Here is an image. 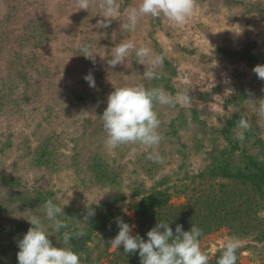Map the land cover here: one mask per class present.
Returning a JSON list of instances; mask_svg holds the SVG:
<instances>
[{"label":"rangeland","instance_id":"obj_1","mask_svg":"<svg viewBox=\"0 0 264 264\" xmlns=\"http://www.w3.org/2000/svg\"><path fill=\"white\" fill-rule=\"evenodd\" d=\"M124 3L117 0V17L108 28H99L100 9L78 10L74 0H0V91L10 99L6 106L0 105V208L5 209L0 216L4 225L0 245L23 239L32 227L27 218L37 215L51 234L52 245L64 247L63 232L86 228L81 222L89 208L95 214L88 222L113 211L116 224L118 218L132 222L134 236V207L145 198L163 192L172 197L174 206H181L194 191L221 189L224 180L212 179L208 172L228 147L221 129L232 113L229 85L241 75L253 80L255 73L253 67L222 58L215 50L255 43L256 54L264 55V22L238 7L229 9L223 0H207L197 1L193 17L182 28L148 16L129 33L121 31V23L126 22V10L140 0L125 8ZM15 5L21 6L15 10ZM45 29L50 34L44 35ZM129 39L137 47L164 54L175 65L172 73L164 59L157 69L174 92L165 90V85L160 88L172 95L183 90L192 96L190 107L159 105L156 110L162 122L163 140L157 149L164 157L162 164L147 159L152 149L125 145L109 150L105 145L101 116L109 94L115 87L152 88L143 76L147 66L136 61L134 52L115 68L107 63L112 48ZM85 44L96 53L95 63L82 55ZM18 71L29 78V86ZM90 72L95 88L84 79ZM195 110L205 124L186 123L174 133L175 120L182 114L190 118ZM47 155L56 161L54 166L43 163ZM95 160L109 178L106 183L97 178ZM41 196L63 208L65 215L60 218L68 228L62 234L54 233L45 219ZM86 230L84 237L73 238L67 247L80 255L81 264H108L115 250L109 242L115 237L106 241L94 235L88 241L89 253L83 255L76 243L89 239ZM231 237L225 229L210 234L201 241V250L211 260ZM240 240L242 264H262L264 241L252 236ZM0 264H11V258H1Z\"/></svg>","mask_w":264,"mask_h":264},{"label":"clouds","instance_id":"obj_2","mask_svg":"<svg viewBox=\"0 0 264 264\" xmlns=\"http://www.w3.org/2000/svg\"><path fill=\"white\" fill-rule=\"evenodd\" d=\"M93 6L100 9V16L103 17L97 21L96 26L99 28H108L119 13L117 0H74V7L78 10H89ZM196 9L197 0H140L138 5L126 10V22L121 23V31L134 33L142 18L148 16L165 20L174 28H182L188 24ZM80 51L86 59L95 63L96 53L91 45H82ZM132 52L139 64L147 66L143 73L146 80L161 78V72L157 69L163 65L165 55L155 53L148 46L137 47L131 39L113 47L111 59H108L107 63L111 68H115L124 64ZM253 72L264 81V65L255 66ZM84 79L90 87H96L91 72ZM249 101L253 104V111L258 119L264 121V99ZM192 103V96L183 90L172 95L162 88H145L143 85L115 87L108 96L107 108L101 116L107 149L139 145L152 149L147 154V159L154 163H164V157L157 151L163 136L159 132L162 122L155 108L157 105L172 108L177 105L190 107ZM235 127L239 130L236 132V139L243 143L246 132L251 128L250 121L242 117ZM43 207L45 219L50 222L54 233L68 228V224L60 218L65 215L61 206L49 199L44 202ZM94 214V210L89 208L81 223L87 224ZM27 220L32 227L18 242L19 264H81L80 255L67 245L73 238L84 237L87 234L85 231H64V247H54L49 239L51 234L46 230L42 219L32 215ZM117 226L119 232L109 242L111 247L118 249L123 246L125 253L138 251L141 264H209V256L200 247L202 229L195 225L190 231H184L181 225H177L174 235L169 224L160 221L147 232V241L139 235L133 236L132 227L122 219L118 218ZM241 244L242 241L238 237L228 238L217 264H236Z\"/></svg>","mask_w":264,"mask_h":264},{"label":"trees","instance_id":"obj_3","mask_svg":"<svg viewBox=\"0 0 264 264\" xmlns=\"http://www.w3.org/2000/svg\"><path fill=\"white\" fill-rule=\"evenodd\" d=\"M132 1L125 0L123 7L129 6ZM197 1L205 2L207 0ZM223 1L229 9L238 7L242 9V13L257 16L259 20L264 22L263 2ZM20 6L15 5L14 9L16 10ZM10 16L12 17V15ZM43 34L50 33L48 29H45ZM6 47L7 44L3 50ZM256 49L257 44L248 43L237 50L216 49L215 54L235 62L246 63L254 68L257 65H264V55L256 54ZM1 53L2 49L0 58ZM165 61L166 69L175 73V65L166 57ZM13 67L15 68V66ZM18 72L29 86V78L21 71ZM243 76L241 75L236 82L229 85V90L233 91L232 99L229 101L232 113L229 114L224 127L221 129L225 140L228 142V147L222 150L219 157L215 158V163L208 172L210 178L224 180V183L220 185L221 189L216 192L213 187H207L206 192L197 193V191H194V194L189 196L187 203L181 206H174L172 197L163 192H157L145 198L134 207L135 224H137L134 236L139 235L147 241V232L155 227L157 223L163 221L169 224L174 235L177 225H181L184 231H190L194 225L199 227L203 233L200 237V243L204 237L223 229L227 230L232 237L245 239L252 236L258 242L264 241V218L261 216L264 212V121L258 119L253 111V104L249 101L264 99V81L260 80L256 74L253 76V80ZM150 84H152V88H160L165 85V90L174 92V87L165 84L162 72L161 78L151 80ZM9 100L0 91V105L6 106ZM158 107L159 105L156 106L155 110ZM182 115V117L175 120L174 133L182 129L186 123L197 124L200 127L205 124L198 110H195L190 118L185 114ZM242 117L249 120L251 124L250 130L245 134L243 143L236 139V132L239 130L235 127ZM46 157L43 163L47 166H54L56 161L48 155ZM94 170L99 181L103 183L109 181V178L105 177L106 174L102 169V165L97 160H95ZM41 198L45 202L50 199L49 196H46V198L41 196ZM4 211L5 209L0 208V216ZM115 217V212L106 211L102 216L87 223L86 228L83 230H86L90 225L92 226L91 229L86 230L89 233V239L86 242L76 243L80 253L83 255L89 253L88 241L90 242L94 235L108 241L118 234L119 228L115 223ZM63 220L65 221V219ZM128 224L131 226L132 222L129 221ZM1 227L4 229L3 224H0ZM64 230L61 229V234ZM0 247V259L3 258L7 261L10 257L11 264H19L17 258L19 252L18 242H2ZM221 254L222 250L215 254L213 259L209 260V264H217ZM237 255L236 264H242L241 249L238 250ZM110 258L108 264H141L138 251L136 253H125L123 246L115 249L110 254ZM261 262L264 264V254Z\"/></svg>","mask_w":264,"mask_h":264}]
</instances>
